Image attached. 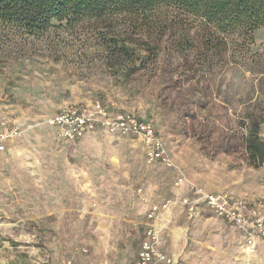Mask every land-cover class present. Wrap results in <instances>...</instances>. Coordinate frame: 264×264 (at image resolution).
<instances>
[{
  "label": "rangeland",
  "instance_id": "374dc122",
  "mask_svg": "<svg viewBox=\"0 0 264 264\" xmlns=\"http://www.w3.org/2000/svg\"><path fill=\"white\" fill-rule=\"evenodd\" d=\"M96 28L93 21L56 22L41 37L23 39L0 26V121L31 126L2 159V260L132 264L144 213L150 204L169 200L174 204L165 213L161 239L182 264H264V245L254 255L245 253L236 229L200 203L199 215L189 216L180 201L194 196L185 184H177L182 176L204 192L242 191L264 199V167L252 169L237 155L205 152L195 137L173 127L174 118L155 99L111 78L93 62L99 52L92 34ZM242 38L233 39L237 51L233 56L227 52V65L214 68L208 78L214 80L213 89L227 86L237 109L239 97L250 85L259 87L264 76V29ZM252 54L259 56L252 61ZM218 94H210V103L221 98ZM95 99L114 102L120 112L151 117L174 166L149 162L145 146L134 137L102 133L67 144L42 124L64 105Z\"/></svg>",
  "mask_w": 264,
  "mask_h": 264
},
{
  "label": "trees",
  "instance_id": "16d2710c",
  "mask_svg": "<svg viewBox=\"0 0 264 264\" xmlns=\"http://www.w3.org/2000/svg\"><path fill=\"white\" fill-rule=\"evenodd\" d=\"M157 15L167 18L153 20ZM82 21L97 25L93 62L111 78L155 99L174 118L173 127L195 137L205 152L237 155L252 169L264 167V76L259 87L250 85L239 97V109L230 104L227 86L213 89L208 79L214 68L227 65V52L237 51L233 39L245 41L264 29V0H0V26L23 39L41 37L56 22ZM251 56L253 61L259 55ZM212 93L221 98L210 103ZM146 213L134 257L149 226Z\"/></svg>",
  "mask_w": 264,
  "mask_h": 264
},
{
  "label": "built area",
  "instance_id": "2783aa9c",
  "mask_svg": "<svg viewBox=\"0 0 264 264\" xmlns=\"http://www.w3.org/2000/svg\"><path fill=\"white\" fill-rule=\"evenodd\" d=\"M42 124L54 129L57 138L65 142H75L96 132L134 137L140 139L145 146L149 162L159 161L169 168L174 166L152 121L134 113L120 112L114 102L104 105L96 100L89 104H67L53 116L46 117ZM30 127L19 121H0V169L2 159L10 152L13 142L22 137ZM177 184H185L194 196L193 200L184 198L180 201L189 212L193 213L199 203L207 207L215 217L232 224L242 234L247 254H255L258 241L264 239V199L248 193L232 197L227 193L216 195L204 192L195 184L184 182L182 176L177 178ZM173 204L174 202L167 200L149 205L146 213L149 226L144 231L133 264H182L179 257L167 254L160 247L161 233L166 223L165 213ZM82 253L87 255L88 250L83 248Z\"/></svg>",
  "mask_w": 264,
  "mask_h": 264
},
{
  "label": "crops",
  "instance_id": "0c3cea01",
  "mask_svg": "<svg viewBox=\"0 0 264 264\" xmlns=\"http://www.w3.org/2000/svg\"><path fill=\"white\" fill-rule=\"evenodd\" d=\"M211 193H214V194H216V195H221V194H223V193H227V194H230L232 197H237V195H239V194H241L242 193V191H240V192H237V193H233V192H221V193H215V192H211ZM202 205V204H201ZM203 206V205H202ZM204 207V206H203ZM195 209H196V211H194L193 213H191V212H188L189 214V216H193L194 218H196L198 215H199V211H200V209L198 208V207H195ZM204 210H205V212L207 211L208 213H210L212 216H214L212 213H211V211L207 208V207H204ZM188 211H189V209H188ZM215 217V216H214ZM216 219H218L217 217H215ZM219 221H221V222H224V223H227L226 221H224V220H220V219H218ZM227 224H229L230 226H232L234 229H236L232 224H230V223H227ZM236 231L239 233V235H240V238H242V249H243V251L245 252V239L243 238V236H242V234L236 229ZM160 241H161V244H160V247H161V249L164 251V252H166L167 254H169L166 250H165V248H164V243H163V241H162V239H160ZM264 245V239H260L259 241H258V244H257V248H256V251L255 252H257L258 250H260L261 248H262V246ZM246 253V252H245ZM169 255H172V254H169ZM174 256V255H173ZM182 260V259H181ZM0 264H10L9 262H7L6 260H2V257H1V255H0Z\"/></svg>",
  "mask_w": 264,
  "mask_h": 264
}]
</instances>
